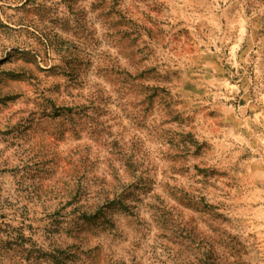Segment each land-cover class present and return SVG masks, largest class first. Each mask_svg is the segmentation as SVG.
Masks as SVG:
<instances>
[{"label": "rangeland", "instance_id": "374dc122", "mask_svg": "<svg viewBox=\"0 0 264 264\" xmlns=\"http://www.w3.org/2000/svg\"><path fill=\"white\" fill-rule=\"evenodd\" d=\"M214 241L264 264V0H0V264Z\"/></svg>", "mask_w": 264, "mask_h": 264}, {"label": "trees", "instance_id": "16d2710c", "mask_svg": "<svg viewBox=\"0 0 264 264\" xmlns=\"http://www.w3.org/2000/svg\"><path fill=\"white\" fill-rule=\"evenodd\" d=\"M131 186H127L126 189H122L118 194H115L111 199H106L104 204L101 207L96 208L94 211L90 213H86L83 211V217L86 219H93L96 217V215L99 213L102 216L106 217L108 214V211L111 210V208H114L115 205H118V208L121 210H128L127 208L130 207L129 201H127V198L131 195L129 191H127ZM238 243L234 242L232 245H230L229 248L227 247H221L220 243H217L214 241L211 244L210 249V262L208 264H238V252L239 249L236 247ZM226 249H229L227 251ZM231 252V253H230ZM237 254V255H234ZM233 255V256H232Z\"/></svg>", "mask_w": 264, "mask_h": 264}]
</instances>
